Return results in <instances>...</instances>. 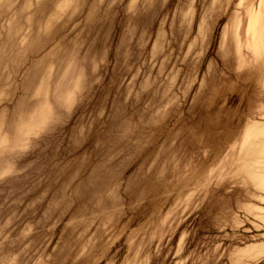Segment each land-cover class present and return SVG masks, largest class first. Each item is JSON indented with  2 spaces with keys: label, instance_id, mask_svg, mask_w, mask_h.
<instances>
[{
  "label": "rangeland",
  "instance_id": "1",
  "mask_svg": "<svg viewBox=\"0 0 264 264\" xmlns=\"http://www.w3.org/2000/svg\"><path fill=\"white\" fill-rule=\"evenodd\" d=\"M0 264H264V0H0Z\"/></svg>",
  "mask_w": 264,
  "mask_h": 264
},
{
  "label": "crops",
  "instance_id": "2",
  "mask_svg": "<svg viewBox=\"0 0 264 264\" xmlns=\"http://www.w3.org/2000/svg\"><path fill=\"white\" fill-rule=\"evenodd\" d=\"M255 50V49H254Z\"/></svg>",
  "mask_w": 264,
  "mask_h": 264
}]
</instances>
